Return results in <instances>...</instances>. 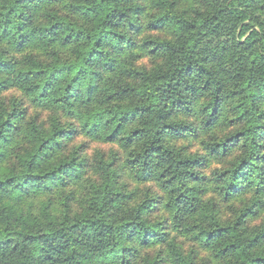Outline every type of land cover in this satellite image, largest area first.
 Returning <instances> with one entry per match:
<instances>
[{
  "label": "trees",
  "instance_id": "trees-1",
  "mask_svg": "<svg viewBox=\"0 0 264 264\" xmlns=\"http://www.w3.org/2000/svg\"><path fill=\"white\" fill-rule=\"evenodd\" d=\"M0 264H264V0H0Z\"/></svg>",
  "mask_w": 264,
  "mask_h": 264
},
{
  "label": "rangeland",
  "instance_id": "rangeland-1",
  "mask_svg": "<svg viewBox=\"0 0 264 264\" xmlns=\"http://www.w3.org/2000/svg\"><path fill=\"white\" fill-rule=\"evenodd\" d=\"M77 140L80 141L81 137H78ZM90 145H91L92 148H102L104 150H109L111 148V146H112V145H109V144H98L96 142H91ZM89 153H90V151H89Z\"/></svg>",
  "mask_w": 264,
  "mask_h": 264
}]
</instances>
